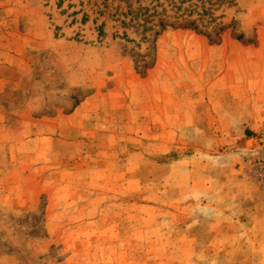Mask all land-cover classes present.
<instances>
[{"label":"rangeland","instance_id":"374dc122","mask_svg":"<svg viewBox=\"0 0 264 264\" xmlns=\"http://www.w3.org/2000/svg\"><path fill=\"white\" fill-rule=\"evenodd\" d=\"M0 264H264V0H0Z\"/></svg>","mask_w":264,"mask_h":264},{"label":"trees","instance_id":"16d2710c","mask_svg":"<svg viewBox=\"0 0 264 264\" xmlns=\"http://www.w3.org/2000/svg\"><path fill=\"white\" fill-rule=\"evenodd\" d=\"M182 20H183V21H185L186 19L182 18ZM194 23H195L194 21H192V22H189V23H188V26H193V25H194Z\"/></svg>","mask_w":264,"mask_h":264}]
</instances>
